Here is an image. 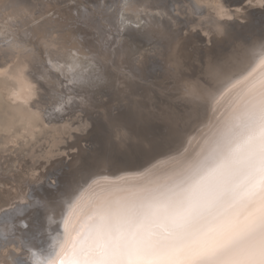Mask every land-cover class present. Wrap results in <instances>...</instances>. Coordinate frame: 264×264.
Masks as SVG:
<instances>
[{"label":"rangeland","instance_id":"obj_1","mask_svg":"<svg viewBox=\"0 0 264 264\" xmlns=\"http://www.w3.org/2000/svg\"><path fill=\"white\" fill-rule=\"evenodd\" d=\"M122 1L0 0V175L2 174L0 176V195L2 196L0 197H5L4 195L8 196L19 185L22 187L23 183L25 186L22 188L26 194V199L18 200L16 198L15 200L13 197L15 202L11 199L10 202H13L11 206L7 204L5 207L0 208V227L15 231V228L21 225L23 227L21 232L26 233L30 238L33 237L39 245L42 243V234L45 230L43 229L41 231L39 226L44 224L47 227L49 226L50 219L54 214L51 211L52 201L59 197L62 191L78 190L83 184L97 186L102 180L112 178L114 175L123 174L116 173V170L121 172L128 171L129 173L137 168L135 166H139L138 169L147 168L152 165L153 160L164 156L166 153L177 151L184 146L179 139L174 137V132L171 134V126L162 119L164 115L162 112L155 111L149 114L146 110H139L134 105L132 100L133 96H135L134 99L140 97L150 98L152 102L147 105L149 106L150 112L153 107L158 109L169 107L170 113L175 117L179 113V109L184 115L191 114L192 116H196L190 122L181 120L177 122V124L186 127L187 130H183V136L186 138L189 131L193 128L197 127L198 129H202L208 122V116L210 115L209 106L212 98L210 100L208 99L206 108V113H208L206 114L204 112V115L202 114L197 117V112H203V110L198 108L193 101H190V99H193V96L185 91L188 88V81H181V85L175 90H172L171 88H165L164 84L166 82L170 84L174 83L175 86L180 82L173 79V76H170L163 83V80L166 78L163 71L158 72L159 75L157 76L158 73L155 72L154 67L151 68L153 72L148 74V76L137 75L139 74L138 72H136V75L131 73L128 70L127 63H124L126 68L123 66H121V70L117 68L118 61L123 60V58L121 54L113 55L112 49L109 48L107 50L112 38L106 36V34L109 33L108 30H111L116 41L121 39V36H116L117 31L115 30V25L117 23L116 15L117 17L119 16L118 7ZM99 5L100 7H98ZM249 10L256 13V15L252 16L253 19L261 20V23L255 26L256 29L263 28L264 3L260 5L253 4L249 7ZM239 19L241 23L235 25L237 27L236 32L242 35L244 29L250 26V22L243 17H239ZM232 23L236 22L232 21ZM197 29L193 33L200 35V39H203L195 41L199 52L196 53L193 43H190L187 47H191V50L187 52L184 60L188 64V73L193 74L194 77L201 75V78L203 77L204 80H207L208 74L199 72L203 69V66H199L197 69L194 67V65H198L197 58L199 55L208 57L210 55V47L219 46V48H224L228 45V41H233L234 38L233 36L229 38L222 37L221 40H217L218 37H213V35L207 36L205 32H199ZM234 36L236 35L234 34ZM113 45L116 46V44ZM98 46L101 47L97 48ZM84 47L87 48L84 49ZM237 49H240L238 44L235 45V50ZM62 50L67 53L71 51L73 55L82 56L83 59L96 55L107 58L105 63H113V67L123 73L121 75H123L124 82L126 78L135 82V86L132 87L131 91L133 93L136 92L135 88L138 87L140 90L139 93L136 95L135 93L128 92L120 93L119 90H115L113 91L114 93L110 94L107 89H100V92L99 90L94 91L92 89L82 88L75 83L73 84L70 80V68L67 66L68 72H66L59 62ZM231 50H234V48H231ZM102 51L105 57L102 55ZM84 52L87 55H84ZM52 60L58 63V68L54 67L51 63ZM111 60L113 61L112 63ZM169 65L171 66L172 64L169 62ZM171 68L173 67L171 66ZM117 69L115 70L116 75H119L120 72ZM169 74L173 75V71H170ZM20 76L26 79H22ZM18 79L22 81L21 83L23 81H26L27 84L29 83L28 88L21 91L22 94L28 96L26 100L17 99L18 97L14 99L7 94L11 87L13 89V87L18 86L17 83L20 84ZM15 83L17 86H14L16 85ZM7 85H9L7 88L11 87L7 89ZM94 93L97 94L94 95ZM100 93L102 94L100 95ZM106 93L109 94L106 95ZM187 94V98H182L183 95L186 96ZM66 96L68 97L66 102L67 110L69 111L66 114L69 113V115L63 116L62 118H65L64 120L62 118L54 120L58 124L48 120L45 113H49L55 106H57L56 108L58 110L60 108L58 104L61 102V98L65 99ZM116 97L120 99L117 100ZM126 97L127 99H125ZM185 99H188V101ZM29 105L32 106L29 107ZM181 106L183 107L181 108ZM136 108L139 110V113ZM203 116L206 117L204 118ZM46 117L47 119L45 120ZM201 117L203 121L199 120ZM67 118L69 124H73L72 126L68 124ZM72 120H75V122ZM53 124L55 125L53 126ZM67 129L68 132H71L67 133ZM59 132L61 134L63 133V135ZM56 138L59 140H56ZM147 140L150 143H147ZM161 145H163L161 150L154 148ZM49 146L52 148H49ZM59 151H61V154L58 153ZM41 153L45 154H42L44 156L43 159V156L40 155ZM75 153L79 155H77L78 158H75L77 157ZM28 154L30 156L33 155L32 159H30L31 157ZM57 154L58 156H56ZM69 154H72L74 158L72 159V156H68ZM46 156L50 160L45 159ZM79 158L80 160H78ZM73 160H75V164ZM178 160L180 161L181 159ZM69 164L70 166H68ZM39 167L44 169L42 170V176H35V169ZM81 167L85 168V170L81 173L77 172L76 177H68L70 173L77 171ZM67 168L69 169L66 170ZM16 170L17 172L15 173ZM6 177H10V179ZM25 178L29 180L27 181ZM16 183L18 186L15 185ZM62 184L63 188L58 189ZM67 194L69 193L65 195ZM46 202H49V204H46ZM68 207L70 206L68 205ZM5 213L11 217L7 223H3ZM8 238L7 241L12 240L11 238L18 239L15 235H8ZM2 241L4 240L0 239V249H3V244H5V241L4 243ZM11 246L9 245V247ZM23 251L25 252V249ZM24 256H27V252L16 255L17 258Z\"/></svg>","mask_w":264,"mask_h":264},{"label":"bare ground","instance_id":"obj_2","mask_svg":"<svg viewBox=\"0 0 264 264\" xmlns=\"http://www.w3.org/2000/svg\"><path fill=\"white\" fill-rule=\"evenodd\" d=\"M105 2H107V0H105ZM263 3L264 0H172V1L171 0L170 1L123 0L121 2V5L118 7L119 16L117 17L116 15L117 23L115 25V30L117 31L116 36H121L120 37L121 39L116 41L111 30H108L109 33L106 34V36L112 38L111 44L109 45L107 50H109L110 48L112 49L113 55L121 54L123 58V60L118 61L117 68L121 70V66L125 67L126 65L124 63H127L128 70L131 71V73L136 75V72H138L139 74L137 75L148 76V74H151L153 72L152 71L153 69L151 68L154 67L156 73L163 71V74L166 77L163 80V83H165L166 80L168 79L167 77L170 76H173V79L180 82L175 86L174 83L170 84L166 82L164 84L165 88H171L172 90H175L178 86H180L181 81L184 82L188 81L187 83L188 88L185 89V91L188 92V94L190 95L192 94L193 99H190V101H193L198 108L203 110V112H199V111L197 112V117H199L202 114L204 115V112L206 113L208 99L210 100V98H212L211 104L209 106V112H210V115L208 116L209 119L208 120L206 119L208 122L206 124L204 123L205 125L203 126L202 129H198L197 127L193 128L191 131H189V134L186 138L185 136H183V130L186 129V127L181 126V124H177V122L180 120L190 122L196 116H192L191 114L184 115L179 109V113L177 114L176 116L177 118H176L170 113L169 107L160 108V109L153 107L150 112L149 106H147L150 102H152L150 98L140 97L134 99L135 96H133L132 100L134 102V105L137 108H139V110H146V112L149 114H152L155 111L162 112L164 114L162 119L165 122H168L169 125L171 126L170 128L171 134L174 132L175 134L174 137L179 139L184 144V146L177 151L166 153L164 156H160L158 159L153 160L152 165L147 168L138 169L139 166H135L137 168L136 169L133 168L135 170L129 173L128 171L121 172L116 170V173L118 174L123 173V174L114 175L112 176V178L102 180L99 182L97 186L83 184L78 190L73 189L72 191L70 190L62 191L59 197L55 198L52 201L51 211H53L54 214L50 219L49 226L47 227L46 224L39 226V229L41 231L45 229L42 234L43 235V239L41 240L42 243L39 245L38 242H36V240L33 237L30 238L29 236H27L26 233H22L21 230H23V227H21V225L17 226V228H15V231L8 229L9 230L8 235L9 236L15 235L18 237V239L16 240L15 238L14 239L11 238L12 240L5 241V244H3V249H0V264H17L16 255H18L19 253L26 252L23 251L25 249L23 247L24 245H36L37 247L41 246L43 243H46L47 241V237L44 235L45 231L50 230L54 234L57 228H59V230L63 232V237L61 240L58 241V246L56 248V256L54 257V260L59 261L62 258V254L66 252V250L70 247L71 242L77 239L78 233L80 231H83L85 234L88 232L92 223L91 217L93 215L92 208L94 205L102 204L105 201L128 195L129 193L139 191L153 184L169 183L174 179H176L178 173L189 163L200 160L205 156L213 154L217 149L221 140L230 133V130L237 122L243 110V105L245 101L250 99L251 94L255 90L260 88L261 82H264V27L261 29H256L255 26L261 23V20L253 19L252 16L256 15V13H253L252 11L249 10V7L251 5L253 4L260 5ZM100 5L98 7H100ZM112 11L114 12V10ZM239 17H243L245 18V20L250 22V26L244 29L242 35L236 32L237 27L235 25L241 23ZM232 21H235L236 23H232ZM252 26H254L255 28ZM195 29L199 30V32H205L207 36L213 35V37H218L217 40L218 39L221 40L222 37L229 38L233 36L234 38L233 41H228V45L225 46L224 48H219V46L210 47L211 50L209 51L210 55H208V57L204 55H199V57L197 58L198 65L197 66L194 65V67L197 69V67L203 66V69L200 70L199 72L208 74L207 80H204L203 77L201 78L200 77L201 75L199 77L196 76L194 77L193 74L188 73V66H187L188 64H186L184 60V57L187 56V52L191 50V47L189 48L187 47L190 43H193L195 47L194 50L196 51V53L199 52V48L195 41H200L203 39H200V35L193 33ZM234 34L236 36H234ZM85 44L87 45V43ZM113 44H116V46H114ZM237 44L240 46L239 50L238 49L235 50V45ZM99 47L101 46H98L97 48ZM85 48L87 47H84V49ZM119 48L121 53L119 52ZM231 48H234V50H231ZM99 50L101 51V49ZM66 53L67 52H63L62 50V55L59 59L60 60L59 62L60 65L63 66V69L66 72H68L67 66L70 68V80L71 82H73V84L75 83L76 85H79L82 88H86L90 90L92 89L94 91L95 90L100 91V89L101 90L107 89L110 92V94L114 93L113 91L115 90H119L120 93L123 92L133 93V91L131 90L132 87L135 86L134 85L135 82H133L131 79L128 78H126L127 80L125 79L124 82L123 75H121L123 73H121L117 68L116 69L120 73L119 75H116V71H115L116 69L113 67L114 65L112 63L113 62L112 60H111L112 64H107L105 63V60L107 58L100 57V55L83 59L82 56L81 58L78 55H73L71 51L70 53L69 52L67 54ZM103 53L104 52L102 51V55L104 56ZM83 54L87 55V53L85 52ZM90 61H92L91 64H89ZM169 62L170 64H172L171 66L173 68H171ZM51 63L54 65V67L58 66V63L54 62L53 60L51 61ZM184 66L185 68H183ZM170 71H173V75L169 74ZM158 75L159 73L157 74V76ZM20 78H22V76H20ZM22 79H26V78H22ZM18 80L20 84L17 83L18 84L17 86V84L15 83L16 85H14L17 87H13L12 89V87L10 86L11 89H9L10 87L7 88L9 85L6 86V88L9 89V92L7 94L12 96L14 99L18 97L17 99L26 100L28 96L22 94L21 91L24 90L25 88H28L29 83L27 84L26 81H23V83H21L22 81L20 79ZM132 83L133 85H131ZM135 89L136 92L134 93L137 95V93H139L140 90L138 87H136ZM97 93H94V95ZM101 94L102 93H100V95ZM108 94L106 93V95ZM188 94L186 96L183 95L182 98H187ZM67 98H68L67 96L65 99L61 98V102L58 104L60 107L58 110L56 108L57 106H55L52 108V110H50L49 113H45L46 116L48 117V120L54 121L56 119L62 118L65 115H69V113L66 114V112H69L67 110V102H66ZM118 99L120 98L118 97L117 100ZM125 99H127V97ZM185 100L188 101V99ZM30 106L32 105H29V107ZM182 107L183 106H181V108ZM184 108H186V106H184ZM22 110L24 109L22 108ZM31 110L33 111V109ZM41 114L40 116H42ZM47 117L45 118V120L47 119ZM203 117L205 118L206 116ZM45 120H43V122H45ZM199 120L203 121L202 117ZM67 122L69 124V120ZM73 122H75V120ZM54 123H57V121H54ZM54 125L55 124H53V126ZM162 125H166V124H162ZM70 128L68 129L72 130ZM68 129H67V133L71 132V131L68 132ZM59 133L61 134V132ZM61 135H63V133ZM56 140L59 139L56 138ZM61 141H63V139ZM147 143H150V141L147 140ZM77 147H79V145H77ZM49 148L52 147L49 146ZM154 148L161 150L163 148V145ZM66 150L68 149L66 148ZM60 152L61 151H59L58 153ZM42 154L44 153H41L40 155ZM77 155L78 154H76V156ZM56 156H58V154ZM68 156H72V154L71 155L69 154ZM78 156L75 158H78ZM30 157L29 158L32 159L33 155ZM47 157L48 156H46L45 159H48ZM43 158L44 156L42 157V159ZM73 158L74 157L72 156V159ZM178 159L181 160L179 161ZM75 160L78 161L80 160V158L78 160L77 159ZM75 160H73V162ZM69 161L71 162V160ZM21 164L23 165V163ZM68 166H70V164ZM72 167L75 168V166L73 165ZM68 169L69 168H67L66 170ZM35 170H36L35 176H37V175H41L43 173L42 170L44 169H41V167H39L38 169ZM84 170L85 168L83 167L78 168L77 171L70 173L68 177L69 178L76 177L77 172L81 173ZM16 172L17 170L15 171V173ZM46 176H47V172H46ZM10 177L9 178L6 177V178L10 179ZM17 181L19 182V179ZM17 183L15 184L16 186H18ZM23 186H25L24 183ZM22 187L19 185L18 187L15 188V191H12L9 194L7 193L8 196L3 194L5 197H0V208L5 207L7 204L11 206L13 202H10V200L12 199V201H14L13 197L15 198V200L16 198H18V200L25 198L26 194ZM61 188H63V184L58 189ZM66 193L69 194L65 195ZM46 204H49V202H46ZM68 205L70 207H68ZM48 208L50 209L49 206ZM27 219L29 218L27 217ZM2 242L4 243V241ZM9 245H12L11 246L12 249L11 247H9Z\"/></svg>","mask_w":264,"mask_h":264},{"label":"snow or ice","instance_id":"obj_3","mask_svg":"<svg viewBox=\"0 0 264 264\" xmlns=\"http://www.w3.org/2000/svg\"><path fill=\"white\" fill-rule=\"evenodd\" d=\"M92 212L59 261L57 228L41 246L24 245L17 264H264V82L213 154Z\"/></svg>","mask_w":264,"mask_h":264}]
</instances>
